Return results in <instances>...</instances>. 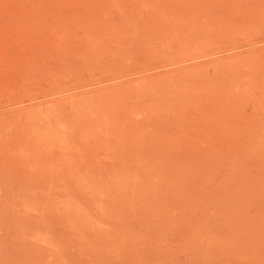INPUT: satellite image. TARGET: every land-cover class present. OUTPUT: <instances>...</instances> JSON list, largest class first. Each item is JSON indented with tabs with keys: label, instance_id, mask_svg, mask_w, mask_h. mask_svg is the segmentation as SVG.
Wrapping results in <instances>:
<instances>
[{
	"label": "rangeland",
	"instance_id": "1",
	"mask_svg": "<svg viewBox=\"0 0 264 264\" xmlns=\"http://www.w3.org/2000/svg\"><path fill=\"white\" fill-rule=\"evenodd\" d=\"M0 264H264V0H0Z\"/></svg>",
	"mask_w": 264,
	"mask_h": 264
}]
</instances>
